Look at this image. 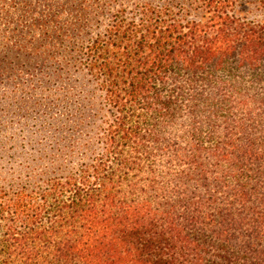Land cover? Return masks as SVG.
Returning a JSON list of instances; mask_svg holds the SVG:
<instances>
[{
    "label": "trees",
    "instance_id": "16d2710c",
    "mask_svg": "<svg viewBox=\"0 0 264 264\" xmlns=\"http://www.w3.org/2000/svg\"><path fill=\"white\" fill-rule=\"evenodd\" d=\"M81 2L94 130L0 187V264H264V0Z\"/></svg>",
    "mask_w": 264,
    "mask_h": 264
},
{
    "label": "rangeland",
    "instance_id": "374dc122",
    "mask_svg": "<svg viewBox=\"0 0 264 264\" xmlns=\"http://www.w3.org/2000/svg\"><path fill=\"white\" fill-rule=\"evenodd\" d=\"M81 3L0 0V187L36 177L94 130L80 105L77 74L60 70L72 49L83 59L77 47L85 43L83 33L102 28L81 33L72 25Z\"/></svg>",
    "mask_w": 264,
    "mask_h": 264
}]
</instances>
